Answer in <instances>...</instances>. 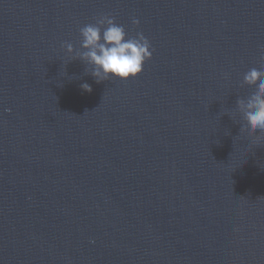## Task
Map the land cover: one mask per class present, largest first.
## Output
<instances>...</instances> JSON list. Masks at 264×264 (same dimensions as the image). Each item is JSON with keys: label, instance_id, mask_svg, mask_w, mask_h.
I'll return each mask as SVG.
<instances>
[{"label": "water", "instance_id": "1", "mask_svg": "<svg viewBox=\"0 0 264 264\" xmlns=\"http://www.w3.org/2000/svg\"><path fill=\"white\" fill-rule=\"evenodd\" d=\"M103 14L151 42L138 77L63 46ZM251 68L264 0H0V264H264Z\"/></svg>", "mask_w": 264, "mask_h": 264}, {"label": "clouds", "instance_id": "2", "mask_svg": "<svg viewBox=\"0 0 264 264\" xmlns=\"http://www.w3.org/2000/svg\"><path fill=\"white\" fill-rule=\"evenodd\" d=\"M132 22L137 26L140 24L135 18ZM80 35L81 50L68 42L63 46L69 54H74L73 60L86 65V74H91L96 83L113 78L127 80L138 77L146 61L153 56L151 42L142 32L129 37L125 27L117 24L111 15L103 14L95 18V23L84 25L80 28ZM244 83L253 86L255 91L247 99L237 100L239 113L245 122L241 133L247 132L255 137L257 146H260L264 141V136L260 135L264 134V70L251 68L244 74ZM80 87L83 91L92 92L87 82Z\"/></svg>", "mask_w": 264, "mask_h": 264}]
</instances>
